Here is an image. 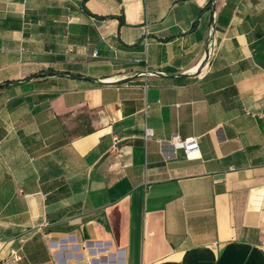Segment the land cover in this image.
Wrapping results in <instances>:
<instances>
[{
  "label": "crops",
  "instance_id": "0c3cea01",
  "mask_svg": "<svg viewBox=\"0 0 264 264\" xmlns=\"http://www.w3.org/2000/svg\"><path fill=\"white\" fill-rule=\"evenodd\" d=\"M210 3L0 0V259L264 264V0L200 67Z\"/></svg>",
  "mask_w": 264,
  "mask_h": 264
},
{
  "label": "built area",
  "instance_id": "2783aa9c",
  "mask_svg": "<svg viewBox=\"0 0 264 264\" xmlns=\"http://www.w3.org/2000/svg\"><path fill=\"white\" fill-rule=\"evenodd\" d=\"M97 52H95L96 54ZM153 135V130L151 128L145 129V136L150 137ZM169 143L173 145L174 148H181L185 151L188 156L197 155L200 152V146L198 139L195 137L182 138L179 135H174L170 138ZM22 259V254L20 250L13 249L9 256L5 259H0V264H8V262H19Z\"/></svg>",
  "mask_w": 264,
  "mask_h": 264
},
{
  "label": "water",
  "instance_id": "95a60500",
  "mask_svg": "<svg viewBox=\"0 0 264 264\" xmlns=\"http://www.w3.org/2000/svg\"><path fill=\"white\" fill-rule=\"evenodd\" d=\"M210 6H211L212 12H213V19H212L210 30H209V38H208L207 46H206V55H205V58H204V60L202 61L201 65H200V67H203L208 62V60H209V58H210V56L212 54L213 48H214V39H215V31H216L215 23H216V19H217L216 0H212ZM200 67H199V69H201ZM198 71H200V70H197V72ZM46 73H57V74H60V75H66L65 73H62V72H53V71H49V72H46ZM148 73H155V72L149 71ZM183 75L188 76V75H191V74H183ZM92 79L94 81H96V82H101V83H118V82H124L128 78L127 79L124 78V79L118 80V81H115V80L103 81V80L95 79V78H92Z\"/></svg>",
  "mask_w": 264,
  "mask_h": 264
},
{
  "label": "trees",
  "instance_id": "16d2710c",
  "mask_svg": "<svg viewBox=\"0 0 264 264\" xmlns=\"http://www.w3.org/2000/svg\"><path fill=\"white\" fill-rule=\"evenodd\" d=\"M211 1H212V0H211ZM210 4H211V3H210ZM210 4H209V5H210ZM217 23H218V19H217ZM1 88H2V86H0V89H1Z\"/></svg>",
  "mask_w": 264,
  "mask_h": 264
}]
</instances>
